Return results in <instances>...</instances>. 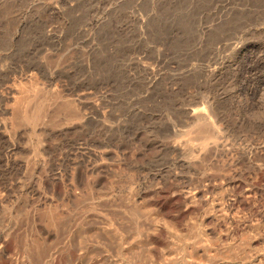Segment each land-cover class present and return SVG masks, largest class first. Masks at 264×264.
Listing matches in <instances>:
<instances>
[{"label": "rangeland", "instance_id": "1", "mask_svg": "<svg viewBox=\"0 0 264 264\" xmlns=\"http://www.w3.org/2000/svg\"><path fill=\"white\" fill-rule=\"evenodd\" d=\"M0 264H264V0H0Z\"/></svg>", "mask_w": 264, "mask_h": 264}, {"label": "bare ground", "instance_id": "2", "mask_svg": "<svg viewBox=\"0 0 264 264\" xmlns=\"http://www.w3.org/2000/svg\"><path fill=\"white\" fill-rule=\"evenodd\" d=\"M194 110V109H193ZM195 110H197V109H195ZM203 112V111H202ZM195 113V112H194ZM199 113V112H198Z\"/></svg>", "mask_w": 264, "mask_h": 264}]
</instances>
